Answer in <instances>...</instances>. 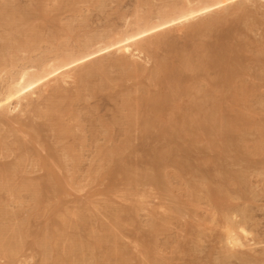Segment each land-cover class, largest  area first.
Wrapping results in <instances>:
<instances>
[{
  "label": "rangeland",
  "instance_id": "1",
  "mask_svg": "<svg viewBox=\"0 0 264 264\" xmlns=\"http://www.w3.org/2000/svg\"><path fill=\"white\" fill-rule=\"evenodd\" d=\"M19 1L20 0H16V3H18L19 5V9H23L25 7L26 10L30 11V13L32 14L30 20L31 23H29L28 26L31 27V30L34 29L36 31L33 32L31 38V40H33L32 41L33 43L31 44L33 46L29 47L31 53L30 50L27 49L28 48L27 47L26 53L25 51H22V53L18 54L19 56L17 55L16 58L17 59L19 58V61L16 62L17 63L16 66L18 68L17 67H15V69H13L14 67L9 68L12 74L14 72H17L18 69L20 70V68L25 67L27 65L28 67L33 65L37 66L42 60H44V58L45 60H48L51 58H55L56 54L57 55L61 54V52L65 53L66 51L74 50L78 48L80 44L83 43V41H85L88 37H91L93 35L102 32L104 33L108 31H113V30H116V32L121 31L125 29L124 27L127 22L130 23V21H134L136 14L144 13V14H151L150 16H154L155 12H158V10H160L162 7L168 5L164 1L170 3L171 5L177 2L178 0H169V2L168 0H163V1L162 0L161 1L160 0H89V1L76 0L73 1L74 5L72 2L60 3V2H55L54 0H41V1L21 0L20 2ZM53 1L55 2V4L53 3ZM59 3L60 5H58ZM247 4L249 5H247L248 9L246 11L239 13H232L224 22V24L219 25V29L223 25L219 33L224 32L223 30L225 29L226 30L230 29L231 31H235V29L240 30L237 31L234 36V42L237 40L236 43L238 42V45L240 46V47L236 46L239 50L238 49L235 50L242 53L243 55L242 65L247 70V71L245 70L241 78H239L235 82L236 85L234 84V88H236V90H240V92L244 88L243 90L244 92H247V95H244V92L243 94L241 93L239 100L238 101L236 100L237 101L236 102L234 99H232L231 96H230L231 98L228 97L230 94L222 97L223 99L222 100L221 97L219 96L220 93L218 92L216 93L217 95L219 94L218 96L220 97L219 102L221 104V107H224L222 108L224 110V111L222 110L223 118L225 116V119L227 121H230L229 120L230 118L232 121L235 120L233 121V123L231 122V124H233L234 126L231 125V127H229L230 125L228 123L226 124L225 122L224 130H221V132H219L218 137L217 136L209 137L208 135L201 133L203 131L201 130L197 131L194 128H192L193 126L190 127L192 128L190 129L189 126H187V128L190 131L192 130V132L190 133L189 131H185V136H182L183 140H180V142H178L179 143L178 146L181 145L179 146V148L181 149V151L182 150L184 151V152L180 151L181 156L183 155L187 159L183 163L185 164V168L183 170L180 168L177 169V167L174 166L176 164H172V162H169L168 164H166L167 167L163 166L160 175L161 178L158 177L156 182L158 184L156 183L151 184V182L149 183L147 179H145L144 177L139 178L142 176V174L140 175L139 173H145L146 171L151 170L152 166L150 164H152L151 161H154L155 158L154 155H156L155 153H158V151L160 153L163 149L164 150L162 152L167 150L168 147L166 146H168V142L166 139H161L159 137V132L157 130H152L150 134L147 133L145 135L143 130L140 128V126L132 127L131 129L133 130L128 129V126L126 124L127 123L126 117L128 116L127 115L128 111H127V107H125L123 104L129 97H130L129 100H131V104L133 103L134 105L138 103L137 102L138 99L145 97L144 95L146 94L150 96L152 94H155L159 90L163 93L165 92L168 93L169 90L167 89L169 88L170 85H168L167 81H165V83L163 82L161 86H156L155 83L151 80V77H149L151 76L149 74H152L154 69H156L155 68L156 61H154L156 58H154L153 60L147 59V60L139 61L137 68L139 69V72L142 70L140 73L134 72V70H132L131 68L125 69L118 65L109 66L106 69H104V74L96 75V77L93 76L89 77L87 79L88 82L83 85H81L79 82H73V85L71 84L66 86V88H68L66 89V92L57 95L60 97H55L56 96L55 95L52 100L53 103L56 102L54 104H59V107L61 106L64 108L69 101L72 102V103L70 102V106L72 105V107L67 111V113L66 112L63 113L66 115L61 116V123H63V125L67 126L71 130L70 131L71 133L69 132V134L64 138L58 136L60 133H57L58 132L57 130L54 132V130L51 128L52 123H49L44 119H40L39 117L36 116L34 117V114L31 113H28V115L26 114V116L24 115L25 116V118L23 116L24 119L22 118L23 121L22 123H26L28 122L27 120H29L28 123L30 124L28 126L29 129L25 127L26 125H28L27 123L24 124L23 127H22V123L20 126H18L19 123L17 122L15 124L10 122L12 123L13 126L10 123H7L6 125L0 123V136L3 137L2 139H0L1 140L0 143H2V140L5 141L1 145L2 149L0 147L1 150L0 168H3L4 167L3 165H5V167L9 166L13 168L14 164L16 165L18 164L16 162L22 164L21 165L22 168L20 171L17 172V174L13 173L12 175H10L8 174L9 172H6L7 178H9L8 181L5 172H3L4 175L0 174V176H5L4 180H6V182L3 181L2 182L3 184H7L8 182H10L8 183V185L11 184L13 187L15 186V184L17 186L18 183H20V186H18V188L14 187L15 191L17 190L16 195H10L11 193L9 194L7 188H4L6 190L5 192L4 191L2 192V190L4 189L2 190L0 189V203H1L0 207L1 205L2 207H6L8 213L10 214V216L6 218V220L9 223H7V221H4L3 219H1L2 217H0V232L6 225H7L6 227L17 228L18 226V228L20 227L24 228V225L26 224L25 226L27 227L25 228L27 230H30L31 232L29 231L30 233L28 234L27 230L24 231L25 232L23 235L24 238L20 239L17 237L18 239L16 238L15 241L21 245H24V247H26L25 249L27 248L30 249V247L33 246L31 247V251L29 249L25 250L27 259L28 256L31 258L27 260L26 264H42L44 261V257L42 255L41 249H39L38 245L36 244L35 246L37 247L35 248L33 243L34 241H36L35 238L38 235H40L39 236L40 241H42L43 243H47L46 246H47V250H49V257L50 255H52V250H51L52 245L51 244L48 245L49 242L52 243L53 239L55 241L59 239L58 241L61 242L60 243L58 242V244L59 245L61 244L60 247H63L64 241L68 239L65 237L72 236V238H70L69 243L73 245L83 244L82 246L86 248L85 255L87 256V258H91V255L89 254L93 253V251H95L94 253H96V251H99L96 254H98V256L101 257L102 260H103L102 254L104 256L110 254L109 255L110 258L114 257V259L111 258L112 264H121L122 262H123L122 264H134V263L135 264H221L222 260L225 257V253H224L225 246L221 235L222 224H220L221 219L219 220V217H216L217 220L213 219L214 218L213 214H215L214 213L215 209L212 210L217 205H219L217 206L219 208L222 206L223 208L232 207L231 213L233 212L236 213V214L233 213L234 215L233 217L238 221L242 220L243 213H245L244 214V218H246L245 224L248 230L252 232L253 238L255 239L254 242L260 243V245H258L257 247H254L252 250H249L247 252L249 254H245L242 257H238V258L229 257L230 259L229 258L227 259L228 264H264V60H263L264 59V5L263 4L261 5L259 3L256 4V2L247 3ZM205 18H209V16H206L203 19ZM234 26L236 27L234 28ZM232 28H234V30ZM1 30L2 29H0V41L2 42L1 44H3L2 38L4 37L3 35H5V33L3 30L1 32ZM1 33L4 34L2 35ZM205 33L207 35H205ZM205 33L201 32V33H197L198 36H195L197 34H194L192 35L193 37L191 36L188 37L185 32H181V33L174 32L175 35H179L176 36L177 38L173 42L174 45L170 44L161 47L156 52L157 56L171 59L173 63L175 62L177 63V65H179L180 62L178 61H181L180 58L184 55V53L186 54L191 53L194 47L198 45L207 44V43L210 44L216 41V35H217L216 32L213 31V32H205ZM201 34L205 36L203 37ZM17 37L18 39H20V36ZM235 37H237V39ZM238 39L240 40V42ZM169 46H171L172 48ZM244 47L246 51L244 50ZM181 52H183L182 56L180 54ZM178 54L180 55V57ZM170 56L172 58H170ZM16 58L15 60H17ZM21 58H22L21 61L22 62L24 61V63L20 61ZM245 59H247L246 60L247 62L245 61ZM18 63L20 67L18 66ZM81 68L76 70V72L79 73L83 69ZM215 71L217 72V70L214 69L210 70V72L208 71L206 74H204V76L198 75V73H196L195 75V73L188 72L186 74L187 80L183 85L184 87L186 86L189 89L191 88L190 90L192 96L191 95L186 97L184 96L185 98L179 97L175 99L178 100L175 102V104L177 105L178 103V105L181 104L182 107H189V105H191L190 103H193L194 101H198L199 98L203 96L202 92L200 91L198 92L199 89L213 90V84L215 80L218 79V75H219V73H217V75H213L216 74ZM103 75L106 78L104 81H102V77H100ZM206 75L209 76L206 77ZM104 82L106 86L101 85ZM191 82L193 84H191ZM207 82L210 83V85L211 84L212 85L210 86ZM165 84L167 86H165ZM159 87L163 88L162 89L163 91ZM194 87H197L196 90L193 89ZM67 97L70 98L71 100H68ZM226 97L229 98L230 100L227 99ZM63 98H65L66 100H64ZM133 98L136 102L133 101ZM225 99L228 101H225ZM49 103H51V101L45 103V106L44 105L42 106L43 111L47 109V107L50 105ZM205 108L207 109V107ZM228 110L230 112H228ZM225 111L228 113H226ZM168 113L169 112H166V115L163 114L164 118L162 117V119H164V122L167 121L168 123L172 121V119L170 120V117L172 118L174 116L173 119L175 120L179 118L181 114V112L177 110H176V114L172 113L173 116H171L172 114H168ZM189 114L193 117L194 120L200 118L197 117V115H196L197 118H195V113L192 114L189 113ZM24 120L26 122H24ZM31 124L32 125L34 124L33 126L39 124L37 128L38 129L42 128V131L44 130L39 140L35 138L36 132L34 131V128L33 130L32 128H30ZM229 128H231V130ZM12 130H16V133L15 132L12 133ZM193 130L197 133L193 134L194 132ZM31 131H33L32 133L34 135L35 140H38L39 142L37 141L35 142L33 136L30 137L28 136V135H32ZM227 131H229L230 133ZM232 131L235 132L232 133ZM24 132L25 133L27 132L26 134L27 138H24L26 136L24 135L25 134ZM234 133L235 135H233ZM197 134L198 136H196ZM222 134H223V138L221 139L222 140L221 143L219 137L221 138ZM155 135L157 136V138L155 137ZM17 136L18 138L20 137L19 140L22 138L21 140L24 141L26 145L29 146V148H33L32 152L31 150L30 152L34 156L30 155V153L24 154L21 148L17 150L18 148V147L16 148L17 146L16 141L18 140ZM231 136H233V138L238 139L239 141L237 140L233 143V141H230ZM190 137H193L192 140H190L191 139ZM184 138H186L187 140ZM196 138H198V140H196ZM19 140L18 142H20ZM226 140L228 141V143L226 142ZM24 142L22 143L25 144ZM191 143H194V145H189ZM215 143H217L218 145L216 144L215 146ZM122 144L124 146H122ZM222 144L224 147L222 146ZM219 145H221V148L223 149L219 148L220 147ZM118 146H121V148L123 149L122 152L120 151L121 149H119ZM192 146L195 148V149L193 148L194 150L190 149ZM7 147H9V149ZM46 147L47 148L52 147L51 149L54 148V155L56 159L59 160V162H56L58 161L56 160L55 161L56 163L54 161L52 162V167H53L52 169L55 172L56 177L58 178L57 181L59 180L57 185L63 189L60 190V192L61 191L62 192L58 194L52 191L53 190L52 188H49V191L46 189L39 190V188L41 189V187L39 186H38L39 188H35L38 185V183L41 184L46 180L44 179V176L45 178L47 177V171L43 168H40L41 165L40 166H38L39 164L37 165L36 162L37 159L35 158L37 155L35 154H40L41 157H43L42 155H44V157H46L48 155L47 154L48 151H45ZM215 147L217 149H213ZM115 148H116L115 151H118L116 154L115 152H113ZM225 148L227 149L225 150ZM6 149L9 151H7ZM10 149L13 150L11 151ZM63 149L65 151L66 150L69 151L68 153L71 154L72 158L70 157L69 159L65 160L64 159L65 151ZM102 149L104 152L101 151ZM155 150L158 151L156 152ZM187 151L190 153H188ZM11 152H13L14 155ZM221 152L224 155L222 156L223 158L219 157L220 155H218V153L220 154ZM118 154H120V157H118ZM121 154L123 156L125 155V158L121 156ZM21 155L24 156V158ZM105 155H107L106 156L107 158L105 157ZM19 156H21L22 158H20ZM61 158L63 162L61 163L62 165L60 164V166L62 168L59 167L58 165V163H60ZM120 158L123 160H126L127 158V160L124 163L128 166L129 170L131 169L130 170L131 177L133 176L132 180H129L128 176L125 177V175L123 174L118 175L119 174L117 173L118 165H116L117 164L116 161H118ZM18 159H20L22 162L20 160L18 161ZM127 161L129 163H126ZM106 163H108L109 165ZM114 165H116V167ZM98 166L100 167L98 168ZM114 167L117 168L115 172H114L115 170ZM102 168L104 170H102ZM107 168H109V171H107ZM216 168L218 170H216ZM132 171H134L133 174ZM100 172L103 175L100 176L101 174ZM135 172H137L139 175L136 174ZM135 174L138 176L135 177L134 176ZM237 175L239 178L237 177ZM235 177H237V180L235 179ZM134 179L138 181V184L134 183ZM129 181H131L130 184L131 183L133 184L130 185ZM163 181L165 183H163ZM202 182L204 184L206 183L205 185H209V186H211L210 183L211 184L213 183L211 188L212 189L214 188L213 189L214 193L217 194L216 191L218 190V197H222V199L224 197V200L218 198L217 195L214 194L215 206L213 207V205L209 203L210 201L208 200H207L208 202L206 201L207 199L206 192L204 190L202 191L199 190L200 188L204 189V187H202L204 185ZM21 184L22 185L32 184L33 186L36 185L34 187L36 190L38 189L39 192L45 191L41 194L38 193V198L40 199V201L38 203L36 201L35 202L32 201V199H34V191L26 190L24 187H21ZM217 184L218 186H216ZM215 189L217 190L215 191ZM112 190L113 192H111ZM222 190H226V192ZM195 191L196 194H198L199 196V199L197 198V200H195V198L198 197L196 196ZM219 193L222 195H219ZM203 194H205L204 198L202 197L204 196ZM136 195H138L139 197ZM40 197H42V199ZM216 198L219 200L216 201ZM49 199H51V201ZM219 202L221 203V205L218 204ZM223 202L226 203V206L225 203ZM228 203L229 205L232 204V206H228L227 205ZM33 205L35 207H33ZM210 205L212 206L210 207ZM38 206L40 209L38 208ZM36 207L38 208L37 209L38 212L37 210H35ZM168 210L170 211L173 210L175 211V213L177 212L176 213L177 215L173 211H171L172 212L171 213ZM210 210H212L213 213L212 211L209 212ZM33 211L34 214H36L34 216H33ZM67 215L70 217L69 218L70 220L72 218L73 221L74 219L77 220L74 221L75 224L76 223L78 224L80 222L78 227H81V229L80 228L78 229L77 225L75 226L76 227L75 229L73 225L69 224L70 225L69 227L70 230H69L68 224L67 225L63 224L64 226L60 228L63 231L62 232L61 230H59V228L54 227L56 224H58L57 221L62 223V219L64 218V216L68 217ZM120 216L121 219L119 218ZM211 216L213 218H211ZM55 218L58 220L56 221ZM27 220L29 221L32 220V221L29 223V221ZM218 220L219 222L217 223ZM26 221L28 222L29 225H27ZM86 221L88 222V225ZM83 222H85L88 227H85L86 225H83L85 224ZM215 223L217 226L214 225ZM81 224L82 226H84L83 228L82 226H80ZM52 225L54 226L52 227ZM29 227H31V229ZM50 227L51 229L55 228L53 230L56 232L52 231ZM72 228L75 229L76 232V233L74 232L75 234L73 233L72 230L74 229ZM49 229L53 233L48 231ZM64 229L68 230L69 235L67 233L65 235L63 234L65 232ZM79 232L81 234H79ZM26 233L28 234V236L26 235ZM54 233L56 235H54L55 237H52ZM48 234H52V235H48ZM83 236L86 237L87 239L90 240L92 239V241L88 240L90 242H87L86 241L87 239L84 238ZM102 237H109L110 239L111 237H113V239L116 237L118 239V243L116 242L112 243L114 242V240H109V242H105L99 245L97 243V238H102ZM36 239L38 240V238ZM93 239L95 240V242ZM55 241L52 243L53 245L55 244ZM21 242L22 243L25 242V243L22 244ZM28 243L31 244L28 245ZM25 244H27L29 247L27 245L25 246ZM94 244L97 246H95ZM109 245L111 248L109 247ZM113 245H115V247L116 245H120L122 251L118 248V246L115 248ZM100 247L102 248L104 247L103 249L108 248L106 249L108 251L104 250L103 252V249ZM94 248L96 250H94ZM109 250H111V252H109ZM120 254L121 257L119 256ZM0 258H1L0 264H5L6 262L5 259L3 260L2 256ZM102 260L100 261L101 263ZM100 262L98 264H101Z\"/></svg>",
  "mask_w": 264,
  "mask_h": 264
},
{
  "label": "bare ground",
  "instance_id": "2",
  "mask_svg": "<svg viewBox=\"0 0 264 264\" xmlns=\"http://www.w3.org/2000/svg\"><path fill=\"white\" fill-rule=\"evenodd\" d=\"M21 1V0H20ZM19 1V2H20ZM41 1V0H40ZM55 2H60V3H73V1L76 0H54ZM53 1V3L55 4V2ZM89 1V0H88ZM161 1V0H160ZM163 1V0H162ZM80 2V1H79ZM82 2V1H81ZM166 4H168L165 7H162L160 10H158V12H155L154 16H150L151 14H136L134 21H130V23H126L125 24V29L116 32V30L113 31H108V32H102L96 35H93L91 37H88L85 41H83V43L80 44V46L74 50H69V51H64L65 53L61 54H56L55 58H51L48 60H42L37 66H25L20 68V70L18 69L17 72H14L13 74L11 73V71L9 70V68L14 67L13 69H15L16 66V62L19 61V58L17 59V55L22 53V51H27V49H29V47L33 46L31 45L33 42V40H31L33 32L36 30H31V27H29V23L32 17V14L30 13V11L24 10L23 9H19V5L18 3H16V0H0V29H2L5 33V35H2V41L3 44H1L2 42L0 41V123L6 125L7 123L12 122L13 124H15L16 122L19 123L18 126L21 125L22 118L23 116L26 114L28 115V113L34 114V117H39L40 119H44L49 123H52V129L54 130V132L57 130V133H60L58 136L64 138L66 137L69 132L71 131L67 126L63 125V123H61V116L66 115L63 114L64 112L67 113V111L72 107V105L70 106V102H68V104H66V106L63 107H59V104H54L56 102L53 103V97H60L57 96L59 94H62L64 92H66V86L68 85H73V82H79L81 85L85 84L88 82V78L89 77H96V75L99 74H104V69H106L109 66H115L118 65L122 68L125 69H129L131 68L132 70H134V72L136 73H140L138 67V62L142 61V60H153L154 58H156L154 61H156V66L153 71L152 74H149L151 76V80L155 83L156 86H161L163 84V82L165 83V81L168 82L169 88L167 90L168 93H163L158 91L155 94L152 95H144L145 97L138 99L137 100V104L133 103L131 104V100L130 97L123 103L125 107H127V126L128 129H131L132 127H137L140 126V128L143 130V132L145 133V135L148 133L150 134L152 130H157L159 132V137L161 139H166L168 142V147L167 150H165L164 152H160L158 150H155L156 152L158 151V153H155L156 155L154 158V161H151L152 164H150L152 166L151 170L146 171L145 173H139L140 175L142 174L141 177H144L145 179H147V181L151 184H155L157 182L158 177H160L161 175V171L163 169V166L167 167L166 164H168L169 162H172V164H176L174 165L175 167L180 168V169H184L185 168V164L184 161H186V157H184L183 155L181 156V149L178 146V142H180V140H183L182 136H185V131H189L190 133L192 132V130L190 131L187 126L194 128L197 131H203L201 133L208 135L209 137H213V136H217L219 132H221V130H224L225 127V122L226 124L228 123L231 127L234 126L233 124H231V122L233 123V121L235 120H231V118L229 119L230 121H227L225 119V116L223 118L222 115V108L221 104L219 102V98L224 97L228 94H230L228 97L232 99H234L235 101L239 100V97L241 96L240 94L244 92V88L241 90H236V88H234V84L235 82L241 78L242 74H244L245 72V68L242 65L243 62V58H242V53L236 51L235 49H238L236 46L238 45V42L236 43V39L237 37H235L236 41L234 42V36L235 33L237 31H240L239 29L235 31H231L230 29L228 30H223L224 32H220L219 29V25L224 24V22L227 20V18L232 14V13H239V12H243L246 11L248 9L247 3H253L256 2L259 4H263L264 5V0H178L177 2H175L174 4L167 3L166 1H164ZM163 2V3H164ZM169 2V0H168ZM171 2V1H170ZM60 3L58 5H60ZM139 3V2H138ZM147 4V3H146ZM22 5V4H21ZM38 5V4H36ZM71 5V4H70ZM74 5V3H73ZM145 5V4H144ZM233 6V7H232ZM22 8V7H21ZM250 8V7H249ZM60 9V8H59ZM34 11V10H33ZM137 11V10H136ZM140 11V10H139ZM32 12V11H31ZM38 12V11H37ZM41 13V12H40ZM39 15V14H38ZM135 15V13H134ZM236 15V14H235ZM37 16V15H36ZM46 16V15H45ZM209 16V18H205L204 17ZM133 17V16H132ZM129 18V17H127ZM48 19V18H47ZM50 19V18H49ZM34 20V19H33ZM37 20V19H35ZM198 21V22H197ZM53 22V21H52ZM223 22V23H222ZM50 23V22H49ZM257 23V22H256ZM54 24V23H53ZM28 26V27H27ZM237 26V25H236ZM234 26V28L236 27ZM239 26V24H238ZM241 27V26H240ZM30 28V29H29ZM234 28H232L234 30ZM1 30V32H2ZM103 31V30H102ZM216 32V41L214 43H210V44H201L198 45L196 47H194V49L191 51V53H184V55L182 54L183 52H181V61L179 65H177V63H173L171 59H168L166 57H159L157 56V50H159L161 47L163 46H167L170 44H173V42L175 41V39L177 38L176 36L179 35H175L174 32H185L186 35L189 37H193L192 35L197 34V33H205V32ZM36 35V34H35ZM202 35V34H201ZM205 35H207L205 33ZM205 35H202L203 37ZM240 35V34H239ZM17 36H20V39H18ZM195 36H198L195 35ZM194 36V37H195ZM200 36V35H199ZM209 36V35H208ZM238 36V35H236ZM44 37V36H43ZM60 37V36H59ZM201 37V36H200ZM210 37V36H209ZM65 38V36H64ZM206 38V37H205ZM213 38V37H211ZM240 38V37H239ZM36 39V38H35ZM34 39V40H35ZM43 39V38H42ZM239 40V39H238ZM56 41V40H55ZM204 42V41H203ZM240 42V40H239ZM187 43V42H186ZM194 43V42H193ZM41 44V43H40ZM199 44V43H198ZM174 45V44H173ZM241 45V44H240ZM36 46V45H35ZM181 46V45H180ZM242 46V45H241ZM28 47V48H27ZM37 47V46H36ZM171 47V46H169ZM240 47V46H239ZM27 48V49H26ZM172 48V47H171ZM180 48V47H179ZM33 49V48H31ZM178 49V48H175ZM30 50V49H29ZM183 50V49H181ZM239 50V49H238ZM245 50V47H244ZM57 51V50H56ZM166 51V50H164ZM174 51V49H173ZM172 51V52H173ZM246 51V50H245ZM3 52V53H2ZM248 52V51H247ZM2 53V54H1ZM6 53V54H5ZM31 53V50H30ZM54 53V52H53ZM178 53V52H176ZM46 54V53H45ZM250 54V52H249ZM50 55V54H49ZM152 55V56H151ZM168 55V54H167ZM179 55V54H178ZM19 56V55H18ZM22 56V55H21ZM163 56V55H162ZM10 59H9V58ZM29 57V56H28ZM48 57V56H47ZM180 57V55H179ZM178 57V58H179ZM246 57V56H245ZM15 58L17 60H15ZM170 58H172L170 56ZM28 59V58H27ZM26 59V61H27ZM43 59V58H42ZM179 59V60H180ZM248 59V58H247ZM245 59V61L247 60ZM253 59V58H252ZM22 60V58L20 59V61ZM25 60V58H24ZM256 60V59H255ZM254 60V61H255ZM264 60V59H263ZM8 61V62H6ZM29 61V60H28ZM32 61V60H31ZM37 61V60H36ZM35 61V62H36ZM252 61V60H251ZM253 61V62H254ZM22 62V61H21ZM30 62V61H29ZM150 62V61H149ZM247 62V61H246ZM8 63V64H7ZM24 63V61L22 62ZM31 63V62H30ZM144 63V62H143ZM29 64V63H28ZM24 65V64H23ZM11 66V67H10ZM18 66L20 67L19 63ZM83 69H82V68ZM18 68V67H17ZM82 69L79 73L76 72V70L78 69ZM141 69V68H140ZM150 69V68H149ZM217 70L216 74L213 75H217V73H219L218 75V79L215 80L214 84H213V90H205V89H199L198 92H202L203 96L201 98H199L198 101H194L193 103H190L191 105H189V107H182V105H177L175 104L176 101L175 100L179 97H183L185 98L186 96H189L191 94V88L189 89L188 87H184L183 84H185L187 77L186 74L188 72H192V73H198V75H203L206 74L208 71L210 72V70ZM144 71V70H143ZM247 71V70H246ZM152 72V71H151ZM126 73V72H125ZM129 73V72H128ZM214 73V71H213ZM144 74V72H143ZM211 74V73H210ZM209 74V75H210ZM192 75V74H191ZM208 75V76H209ZM202 76V77H203ZM206 75V77H208ZM102 77V81H104L106 78L105 76H100ZM190 77V76H189ZM195 78V77H194ZM189 79V78H188ZM216 79V78H215ZM141 80V79H140ZM196 80V79H195ZM200 80V79H199ZM207 80V79H206ZM205 80V81H206ZM213 80V79H212ZM197 81V80H196ZM195 81V82H196ZM211 81V80H210ZM214 81V80H213ZM94 82V81H93ZM204 82V81H203ZM208 83V82H207ZM212 83V82H211ZM263 83V82H262ZM107 84V83H106ZM189 84V83H187ZM191 84H193L191 82ZM198 84V83H197ZM210 85V83H208ZM242 84V83H241ZM101 85L106 86L105 82L102 83ZM212 85V84H211ZM210 85V86H211ZM236 85V84H235ZM80 86V85H79ZM165 86H167L165 84ZM199 86V85H198ZM208 86V87H210ZM85 87V86H84ZM83 87V88H84ZM163 87V86H162ZM161 88V87H159ZM165 88V87H164ZM167 88V87H166ZM197 87H194L193 89L196 90ZM103 89V88H102ZM163 88H161L162 90ZM211 89V88H209ZM80 90V89H79ZM202 90V91H201ZM249 90V88H248ZM94 91V90H93ZM106 91V90H105ZM163 91V90H162ZM73 92V91H72ZM98 92V91H97ZM220 93V97L216 94V93ZM82 93V92H81ZM150 93V92H148ZM96 94V93H94ZM117 95V94H116ZM134 95V94H133ZM148 95V96H147ZM244 95H247V92H244ZM64 96V95H63ZM185 96V97H184ZM231 96V97H230ZM72 97V96H71ZM249 97V96H248ZM196 98V97H195ZM227 98V97H226ZM227 98V99H229ZM57 99V98H56ZM64 100H66L65 98H63ZM68 100H71L70 98L67 97ZM136 99V98H135ZM244 99V98H243ZM180 100V99H179ZM197 100V99H196ZM223 100V99H222ZM230 100V99H229ZM49 101H51V103H49L50 105L47 107H45L46 110L43 111L42 106H45V103H48ZM122 101V100H121ZM133 101L134 98H133ZM181 101V100H180ZM225 101H228L225 99ZM236 101V102H237ZM65 102V101H64ZM136 102V101H135ZM224 102V101H221ZM59 103V102H58ZM72 103V102H71ZM226 103V102H225ZM229 103V102H227ZM232 103V102H231ZM61 104V103H60ZM63 104V103H62ZM187 104V103H186ZM209 104V105H208ZM234 104V103H233ZM185 105V104H184ZM241 105V104H240ZM181 106V107H180ZM209 106V108H208ZM223 106V104H222ZM248 106V105H247ZM207 107V109L205 108ZM44 108V107H43ZM211 108V109H210ZM125 109V108H124ZM210 109V110H209ZM234 109V108H233ZM176 110L180 111L181 114L179 116V118L177 119H173V114H176ZM209 110V111H208ZM224 111V110H223ZM235 111V110H234ZM166 112H169L168 114H172L171 116H173L172 118L170 117V120L172 119V121H170V123H168L167 121L164 122V119H162L163 114L166 115ZM226 112V111H225ZM224 112V113H225ZM228 112H230L228 110ZM226 112V113H228ZM69 113V112H68ZM178 113V112H177ZM189 113H195V118H197L196 120L193 119V117L189 114ZM225 113V114H226ZM30 114V115H31ZM124 114V113H123ZM126 115V114H125ZM189 115V117H188ZM197 115V117H196ZM232 115V114H231ZM24 116V118H25ZM194 116V115H193ZM122 117V116H121ZM23 118V119H24ZM29 118V117H27ZM164 118V117H163ZM227 118V117H226ZM238 118V117H237ZM81 119V118H80ZM122 119V118H121ZM125 119V118H124ZM235 119V117H234ZM239 119V118H238ZM26 120V119H25ZM24 120V122H26ZM33 120V119H32ZM226 120V121H225ZM245 120V119H244ZM28 122H26L27 124L29 123V120H27ZM45 121V122H46ZM242 121V120H240ZM123 122V121H122ZM121 122V123H122ZM237 122V121H236ZM12 123H10L12 125ZM26 123H22V127L24 126V124ZM125 123V122H124ZM37 124V123H36ZM43 124V123H42ZM168 124V125H167ZM245 124V123H244ZM250 124V123H249ZM253 124V123H252ZM30 124L26 125L25 127L28 128ZM34 125V124H33ZM31 124L30 128H34V131L36 132L35 134V138L36 139H40V136H42V128L38 129V125L33 126ZM247 125V123H246ZM245 125V126H246ZM13 126V125H12ZM10 126V127H12ZM241 126V125H240ZM253 126V125H252ZM50 127V126H49ZM236 127V126H235ZM239 127V126H238ZM257 127V126H256ZM37 128V130H36ZM40 128V126H39ZM190 128V129H192ZM234 128V127H233ZM4 129V128H3ZM19 129V127H18ZM29 129V128H28ZM46 129V128H45ZM127 129V128H126ZM135 129V128H134ZM138 129V128H137ZM231 130V128H229ZM248 129V128H247ZM23 130V129H22ZM47 130V129H46ZM124 130V129H123ZM133 130V129H131ZM126 131V130H125ZM135 131V130H134ZM194 131V130H193ZM3 132V131H2ZM7 132V130H6ZM15 132L16 130H12V133ZM21 132V131H20ZM33 131H31L32 133ZM48 132V131H47ZM45 132V133H47ZM223 132V131H222ZM229 132V131H227ZM235 131H232V133ZM10 133V132H9ZM18 133V132H17ZM22 133V132H21ZM25 133V132H24ZM23 133V134H24ZM71 133V132H70ZM184 133V134H183ZM196 134L197 132H193V134ZM230 133V132H229ZM27 132L24 134L26 135ZM189 134V133H188ZM215 134V135H214ZM225 134V133H223ZM223 134L222 137L219 139L221 140L223 138ZM15 135V134H14ZM19 135V134H18ZM187 135V134H186ZM200 135V134H199ZM235 135V133L233 134ZM257 135V134H256ZM33 136L34 135L32 133V135H28ZM198 136V134L196 135ZM221 136V135H220ZM225 136V135H224ZM14 137V136H13ZM45 137V136H44ZM47 137V136H46ZM78 137V136H77ZM95 137V136H94ZM155 137L157 138V136L155 135ZM207 137V136H205ZM237 137V136H236ZM239 137V136H238ZM3 137L0 136V139H2ZM18 138V136H17ZM16 138V139H17ZM20 138V137H19ZM18 138V140H19ZM27 138V135L24 137ZM36 142H39L38 140H35ZM61 138V139H62ZM82 138V137H81ZM192 140L193 137H190ZM195 138V136H194ZM200 138V136H199ZM258 138V137H257ZM22 139V138H21ZM19 140L20 142H18V140L16 141V148L17 150L19 148H21V150L24 152V154H29L34 156L33 154H31L32 149L33 148H29V146L26 145V143L22 140ZM186 139V138H184ZM215 139V137H214ZM240 139V138H239ZM247 139V138H246ZM245 139V140H246ZM31 140V139H30ZM45 140V139H44ZM58 140V139H57ZM127 140V139H126ZM156 140V139H155ZM187 140V139H186ZM196 140H198V138H196ZM238 139L233 138V136L230 137V141H233V143L235 141H237ZM24 142L25 144H23L22 142ZM33 141V142H34ZM159 141V140H158ZM215 141V140H214ZM239 141V140H238ZM1 142V140H0ZM2 143H0V147L2 149ZM14 142V141H13ZM57 142V141H56ZM160 142V141H159ZM185 142V141H182ZM192 142V141H190ZM197 142V141H196ZM226 142L228 143V141L226 140ZM241 142V140H240ZM20 143V144H18ZM49 143V142H48ZM222 143V140H221ZM226 143V144H227ZM238 143V142H237ZM262 143V142H261ZM30 144V143H29ZM210 144V143H209ZM217 143H215L216 146ZM224 144V143H223ZM222 144V146H223ZM7 145V144H6ZM20 145V146H19ZM58 145V144H57ZM187 145V144H186ZM189 145H194V143H191ZM213 145V143H212ZM218 145V144H217ZM4 146V145H3ZM9 146V145H8ZM122 146H124L122 144ZM132 146V145H131ZM196 146V145H195ZM221 148V145H219ZM226 146V145H225ZM231 146V145H230ZM6 147V146H5ZM4 147V148H5ZM10 147V146H9ZM9 147H7L9 149ZM14 147V146H12ZM11 147V148H12ZM38 147V146H37ZM119 149H121L120 151L122 152V148L121 146H118ZM189 147V146H188ZM206 147V146H205ZM218 147V146H217ZM224 147V146H223ZM227 147V146H226ZM3 148V149H4ZM29 148V149H28ZM52 148V147H51ZM50 147H46L45 151H48V155L46 157H44V155H42L43 157H41L40 154H35L37 155L35 158L37 159V165L40 166V168H43L47 171V177L44 179H46L44 182H42L41 184L38 183V185L35 187L32 184H21V187H24L26 190H33L34 191V199H32V201H36L37 203L40 201V199L38 198V193L41 194L43 192H39V190H48L49 188H52L56 194L61 193L60 190H63L61 187H59L57 185L58 181H57V177L55 175V172L53 171V167H52V162L58 160L56 159L55 155H54V148L51 149ZM150 148V147H149ZM187 148V147H186ZM194 147L192 146L190 149L192 150ZM238 148V147H237ZM14 149V148H13ZM13 149H10L11 151ZM35 149V148H34ZM118 149V150H119ZM128 149V148H127ZM195 149V148H194ZM193 149V150H194ZM212 149V148H211ZM213 149H217L216 147ZM223 149V148H221ZM220 149V150H221ZM227 148H225L226 150ZM232 149V148H231ZM235 149V148H234ZM261 149V148H260ZM7 150V149H6ZM15 150V149H14ZM31 150V152H30ZM36 150V149H35ZM34 150V151H35ZM53 150V151H52ZM64 150V149H63ZM62 150V151H63ZM68 150V148H67ZM63 151L64 154V159H69L70 157L72 158L71 154L68 153L69 151ZM113 150V149H112ZM116 148L114 149L113 152H115V154L118 151H115ZM147 150V149H145ZM218 150V151H220ZM1 151V150H0ZM9 151V150H7ZM6 151V152H7ZM33 151V152H34ZM57 151V150H56ZM103 151V149L101 150ZM105 151V148H104ZM103 151V152H104ZM132 151V150H131ZM152 151V150H151ZM183 151V150H182ZM181 151V152H182ZM186 151V150H185ZM228 151V150H227ZM14 152V151H13ZM11 152V153H13ZM110 152V150H109ZM119 152V153H121ZM184 152V151H183ZM188 152V151H187ZM186 152V153H187ZM226 152V151H225ZM232 152V151H231ZM37 153V152H36ZM39 153V152H38ZM180 153V154H179ZM190 153V152H188ZM3 154V153H2ZM114 154V155H115ZM127 154V153H126ZM147 154V153H146ZM222 154V155H221ZM14 155V153H13ZM40 155V156H39ZM104 155V153H103ZM218 155H220L219 157L223 158L222 156L223 153L221 152L220 154L218 153ZM243 155V154H242ZM12 156V155H11ZM22 156V155H21ZM19 156L20 158H24V156ZM79 156V155H78ZM102 156V154H101ZM107 155H105L106 157ZM117 156V155H116ZM121 156H123L121 154ZM17 157V156H16ZM18 157V158H19ZM26 157V156H25ZM28 157V156H27ZM74 157V156H73ZM115 157V156H114ZM118 157H120V154H118ZM125 158V155L123 156ZM129 157V156H128ZM127 157V158H128ZM30 158V157H29ZM34 158V159H35ZM78 158V157H77ZM101 158V157H100ZM107 158V157H106ZM112 158V157H109ZM126 158V160H127ZM220 158V159H221ZM239 158V156H238ZM262 158V157H261ZM35 159V160H36ZM115 159V158H113ZM129 159V158H128ZM146 159V158H145ZM144 159V160H145ZM148 159V157H147ZM219 159V158H218ZM234 159V158H233ZM20 159H18L19 161ZM24 160V159H22ZM120 160V161H119ZM116 164L118 165L117 168L116 165H114L115 170H118L117 173H119L118 175H125L128 176L129 180H132L133 176L131 177V169H128V166L124 163L126 160L123 159H119ZM133 160V159H132ZM225 160V159H224ZM241 160V159H240ZM21 161V160H20ZM69 161V160H67ZM71 161V160H70ZM110 161V160H109ZM130 161V160H129ZM150 161V160H149ZM223 161V160H222ZM238 161V160H237ZM263 161V160H262ZM22 162V161H21ZM26 162V161H25ZM56 162H59L56 161ZM55 162V163H56ZM62 158L60 160V163H58L59 167L60 164L62 163ZM79 162V161H78ZM106 162V161H105ZM104 162V163H105ZM111 162V161H110ZM257 162V161H256ZM17 165L14 164V167H5V165H3V168H0V174L4 175L3 172H9L8 174L12 175L13 173L17 174L18 171L21 170V163L19 164V162ZM67 163V162H66ZM65 163V164H66ZM101 163V162H100ZM103 163V164H104ZM126 163H129L128 161ZM145 163V162H143ZM147 163V162H146ZM239 163V162H238ZM78 164V163H77ZM108 164V163H106ZM114 164V163H113ZM141 164V163H140ZM171 164V165H172ZM16 165V166H15ZM62 165V164H61ZM69 165V164H67ZM109 165V164H108ZM137 165V164H136ZM261 165V164H260ZM57 166V165H56ZM77 166V165H76ZM96 166V165H95ZM101 166V165H100ZM98 166V168L100 167ZM105 166V165H104ZM149 166V165H147ZM203 166V165H201ZM200 166V167H201ZM1 167V166H0ZM69 167V166H67ZM169 167V165H168ZM215 167V166H214ZM38 168V167H37ZM62 168V167H61ZM74 168V167H73ZM76 168V167H75ZM105 168V167H104ZM110 168V166H109ZM109 168H107V171H109ZM131 168V167H130ZM141 168V167H140ZM195 168V167H194ZM219 168V167H218ZM57 169V168H56ZM146 169V168H145ZM168 169V168H167ZM72 170V169H71ZM70 170V171H71ZM102 170H104L102 168ZM137 170V169H136ZM180 170V171H182ZM190 170V169H189ZM216 170H218L216 168ZM99 171V170H97ZM96 171V172H97ZM112 171V170H110ZM185 171V170H184ZM12 172V173H11ZM106 172V171H105ZM134 171H132L133 174ZM138 172V171H137ZM137 172H135L136 174H138ZM143 172V171H142ZM228 172V171H227ZM20 173V172H19ZM18 173V174H19ZM101 173V172H100ZM108 174V173H107ZM134 175L135 177L138 175ZM144 174V176H143ZM167 174V173H165ZM184 174V173H182ZM180 174V175H182ZM209 174V173H208ZM22 175V174H21ZM26 175V174H25ZM103 175L102 173L100 174V176ZM164 175V174H163ZM193 175V174H192ZM236 175V174H235ZM9 176V175H8ZM106 176V174H105ZM109 176V175H107ZM115 176V174H114ZM26 177V176H25ZM124 177V176H121ZM182 177V176H181ZM184 177V176H183ZM194 177V176H193ZM212 177V176H211ZM215 177V176H214ZM238 177V175H237ZM237 177H235V179L237 180ZM241 177V176H240ZM7 178V175H6ZM43 178V177H42ZM97 178V177H96ZM131 178V179H130ZM161 178V177H160ZM217 178V177H216ZM234 178V177H233ZM239 178V177H238ZM5 176H0V189H4L7 188L8 192L10 195H16V191L15 188H18V186H20V183H18V185L13 186L12 185H8L7 184H3L2 182L6 180ZM11 179V178H10ZM16 179V178H15ZM114 179V178H113ZM116 179V178H115ZM125 179V178H124ZM137 179V178H136ZM144 179V180H145ZM213 179V178H212ZM211 179V180H212ZM9 180V178H7V181ZM21 180V179H20ZM94 180V179H93ZM98 180V179H97ZM106 180V179H105ZM126 180V179H125ZM143 180V181H144ZM217 180V179H216ZM244 180V179H243ZM13 181V180H12ZM24 181V179H23ZM146 181V182H147ZM209 181V180H208ZM224 181V180H223ZM222 181V182H223ZM4 182V183H5ZM131 181H129L130 184ZM133 182V181H132ZM217 182V181H216ZM215 182V183H216ZM15 183V182H14ZM13 183V184H14ZM27 183V182H26ZM31 183V182H30ZM55 183V184H54ZM61 183V181H60ZM97 183V182H96ZM121 183V182H120ZM134 183L138 184V181H136L134 179ZM163 183H165L163 181ZM203 183V182H202ZM133 184V183H131ZM130 184V185H131ZM144 184V183H143ZM146 184V183H145ZM148 184V183H147ZM158 184V183H156ZM200 184V183H199ZM204 184V183H203ZM206 184V183H205ZM203 185L202 187H204V189H199V190H204L206 192V201H210L209 203H211L213 205V207L215 206L214 204V188L212 189L211 186L212 184L210 183L211 186L209 185ZM209 184V183H208ZM104 185V184H103ZM221 185V184H220ZM219 185V187H220ZM226 185V184H225ZM7 186V187H5ZM41 187V189L39 187ZM56 186V187H55ZM133 186V185H132ZM148 186V185H147ZM146 186V187H147ZM198 186V185H197ZM209 186V187H208ZM218 186V184L216 185ZM229 186V185H228ZM237 186V185H236ZM39 188V190L35 189V188ZM63 187V186H62ZM117 187V186H116ZM126 187V185H125ZM156 187V186H155ZM159 187V186H158ZM161 187V186H160ZM196 187V186H195ZM56 188V189H55ZM61 188V189H60ZM132 188V187H131ZM139 188V187H138ZM231 188V187H230ZM125 189V188H124ZM193 189V188H192ZM221 189V188H220ZM21 190V189H20ZM134 190V189H133ZM132 190V191H133ZM140 190V189H139ZM217 189H215L216 191ZM5 192L6 190H2V192ZM47 191V192H48ZM124 191V190H123ZM160 191V190H159ZM197 191V190H196ZM195 191V194H196ZM225 191L226 190H222ZM233 191V190H232ZM1 192V193H2ZM32 192V191H31ZM113 192V190L111 191ZM134 192V191H133ZM144 192V191H143ZM198 192V191H197ZM217 192V197H218V190ZM220 192V191H219ZM65 193V192H64ZM148 193V192H147ZM146 193V194H147ZM199 193V192H198ZM221 193V192H220ZM219 195H222L220 194ZM230 193V192H229ZM242 193V192H241ZM33 194V193H31ZM145 194V197H146ZM149 194V193H148ZM200 194V193H199ZM227 194V193H226ZM123 195V194H122ZM194 195V194H193ZM204 196H202L203 198L205 197V194H203ZM225 195V194H224ZM43 196V195H41ZM57 196V195H56ZM55 196V197H56ZM138 196V195H136ZM196 196H198V194H196ZM128 197V196H127ZM139 197V196H138ZM201 197V198H202ZM21 198V197H20ZM33 198V197H31ZM42 199V197H40ZM119 198V197H118ZM124 198V197H123ZM144 198V197H142ZM197 198L199 199V196L195 198V200H197ZM221 198L222 197H218ZM247 198V197H246ZM44 199V198H43ZM141 199V198H140ZM146 199V198H145ZM151 199V198H150ZM19 200V199H18ZM51 201V199H49ZM59 200V199H58ZM126 200V199H125ZM219 200L216 198V201ZM224 200V197L223 199ZM227 200V199H226ZM23 201V200H22ZM144 201V200H143ZM207 201V202H208ZM248 201V200H247ZM31 202V201H30ZM180 202V201H179ZM201 202V199H200ZM199 202V205H200ZM222 202V201H221ZM32 203V202H31ZM92 203V202H91ZM225 203V202H223ZM232 203V202H229ZM229 203L227 204L228 206H232V204L229 205ZM1 204V203H0ZM62 204V203H60ZM204 204V203H203ZM217 204V203H216ZM218 204L221 205V203L219 202ZM32 205V204H30ZM64 205V204H63ZM86 205V204H85ZM206 205V204H205ZM208 205V203H207ZM210 205V207L212 206ZM224 205V204H223ZM8 206V205H7ZM92 206V205H91ZM170 206V205H169ZM178 206V205H177ZM219 206V205H217ZM215 206V208H213L212 210H214L213 214L214 218L211 216V218L216 219V217H219L220 220V224H222V240L224 243V253H225V257L222 260L221 264H228L227 259L229 257H242L245 254H249L247 253L249 250H252L254 247H257L258 245H260L259 242H254L255 239L253 238L252 232H250L245 224V219L244 218V214L242 216V220H237L235 219L233 216V213H231V208H223L222 207H217ZM226 206V203H225ZM224 206V207H225ZM237 206V205H236ZM10 207V206H9ZM8 207V208H9ZM33 207H35L33 205ZM181 207V206H180ZM189 207V206H188ZM209 207V206H208ZM0 212L1 215L0 217H2L1 219H3L4 221H7L6 218L10 216V214L8 213L6 207H0ZM39 208V206H38ZM36 207L35 210L38 209ZM46 208V207H45ZM52 208V207H50ZM62 208V207H61ZM90 208V207H89ZM126 208V207H125ZM34 209V208H33ZM40 209V208H39ZM64 209V207H63ZM83 209V208H82ZM91 209V208H90ZM194 209V208H193ZM235 209V208H234ZM237 209V208H236ZM53 210V209H52ZM60 210V209H59ZM92 210V209H91ZM118 210V209H117ZM139 210V209H138ZM187 210V209H186ZM212 210H210L209 212H211ZM31 211V210H30ZM170 211V210H168ZM173 211V210H171ZM170 211V212H171ZM36 212V211H35ZM38 212V210H37ZM36 212V213H37ZM40 212V211H39ZM52 212V211H51ZM54 212V211H53ZM74 212V211H73ZM109 212V211H108ZM113 212V211H112ZM175 213V211H173ZM182 212V211H181ZM192 212V211H191ZM236 212V211H235ZM239 212V211H238ZM237 212V213H238ZM245 212V211H244ZM76 213V212H75ZM128 213V212H127ZM172 213V212H171ZM177 213V212H176ZM175 213V214H176ZM190 213V212H189ZM213 213V211H212ZM53 214V213H52ZM51 214V215H52ZM74 214V213H73ZM236 214V213H234ZM249 214V213H248ZM36 215L34 214L33 211V216ZM49 215V214H48ZM50 215V216H51ZM81 215V214H79ZM177 215V214H176ZM68 216V215H67ZM18 217V216H17ZM56 217V216H55ZM73 217V216H72ZM175 217V216H174ZM70 217H66L64 216V218L62 219V223L57 221L58 219L55 218V220L58 222V224H56L55 226L52 225V227H57L59 228V230H61L60 228L62 226H64L63 224L67 225L68 224V228L70 227V225H73V227H75L77 225H79V223L75 224V220L73 221V218L70 220ZM121 219V216L119 217ZM118 218V219H119ZM172 218V217H171ZM177 218V217H176ZM18 219V218H17ZM20 219V218H19ZM29 219V218H27ZM52 219V218H51ZM82 219V218H81ZM85 219V218H83ZM119 219V220H120ZM205 219V218H204ZM209 219V218H208ZM117 220V219H116ZM128 220V219H127ZM219 220L217 221V223L219 222ZM29 221V220H27ZM26 221L27 225L28 222ZM32 221V220H31ZM29 221V223L31 222ZM55 221V222H56ZM74 223H73V222ZM77 221V220H76ZM207 221V220H206ZM2 222V221H1ZM56 222V223H57ZM118 222V221H117ZM115 222V223H117ZM208 222V221H207ZM212 222V221H211ZM5 223V222H4ZM7 223H9L7 221ZM22 223V222H21ZM85 223V222H83ZM87 225L88 222L86 221ZM83 224V225H86ZM157 223V222H156ZM199 223V222H198ZM209 223V222H208ZM6 224V223H5ZM16 224V223H14ZM33 224V223H32ZM35 224V223H34ZM70 224V225H69ZM158 224V223H157ZM210 224V223H209ZM26 225V224H25ZM24 225V228L27 227ZM85 227H88V226ZM199 225V224H198ZM203 225V224H202ZM216 225V223L214 224ZM4 226V225H3ZM7 226V225H6ZM4 227L1 232H0V257L2 256V259H5V264H26L27 260L31 259L28 256V259L26 257L25 254V250L29 249H25L26 247H24V245H21L16 241V238H20L23 239L24 238V231H26L27 229L25 228H17L16 227ZM15 226V225H14ZM20 226V225H19ZM82 226V224L80 225ZM157 226V225H156ZM196 226V225H195ZM217 226V225H216ZM23 227V226H22ZM45 227V226H44ZM84 226H82L83 228ZM208 227V226H207ZM31 229V227H29ZM36 228V227H35ZM67 228V227H66ZM81 229V227H78V229ZM120 228V227H119ZM122 228V227H121ZM51 229V227H50ZM50 229L48 231H50ZM55 229V228H53ZM53 229H51L52 231H54ZM63 229V228H62ZM74 229V228H72ZM71 229V230H72ZM76 229V227H75ZM75 229L72 230L73 233L75 232ZM85 229V228H84ZM87 229V228H86ZM46 230V229H45ZM58 230V229H57ZM70 230V228H69ZM221 230V229H220ZM30 230H27V233L29 234ZM44 231V230H43ZM52 231H50L51 233H53ZM62 231V230H61ZM64 235L67 233L68 234V230L64 229ZM67 231V232H66ZM79 231V230H78ZM88 231V230H87ZM106 231V230H105ZM40 232V231H39ZM38 232V233H39ZM56 232V231H54ZM63 232V231H62ZM71 232V231H70ZM69 232V233H70ZM108 232V231H107ZM106 232V233H107ZM26 233V235L28 236V234ZM33 233V231H32ZM35 233V232H34ZM72 233V232H71ZM72 233V234H73ZM76 233V232H75ZM74 233V234H75ZM123 233V232H122ZM43 234V233H42ZM47 234V233H46ZM79 234H81L79 232ZM89 234V233H88ZM98 234V233H97ZM95 234V235H97ZM37 235V234H36ZM48 235H52V234H48ZM54 235H56L55 233L52 235V237H55ZM69 235V234H68ZM77 235V234H76ZM109 235V233H108ZM200 235V234H199ZM23 236V237H22ZM30 236V235H29ZM34 236V235H33ZM39 236L38 235L36 238H38V240L35 238L36 241H34V247L36 248L38 245L39 249H41L42 255L44 257V261L42 264H98L102 259L101 257L98 256V254H96L99 251H96V253H94L95 251H93V253L89 254L91 255V258H87V256L85 255V250L86 248L84 246H82L81 244L79 245H73L70 244V238H72V236L69 237H65L68 238L66 241H64V246L60 247V245L58 244V240L57 243L56 241L53 239V242L55 241V244L53 245L52 243L49 242L48 245H52V255H50L49 257V250H47V243H43L42 241L39 240ZM60 236V235H59ZM67 236V235H66ZM75 236V235H73ZM86 236V235H85ZM92 236V235H91ZM112 236V235H111ZM118 236V235H117ZM22 237V238H21ZM47 237V236H46ZM51 237V236H50ZM84 237V236H83ZM94 237V236H93ZM119 237V236H118ZM17 238V239H18ZM27 238V237H25ZM86 238V237H84ZM116 238V237H115ZM113 239V237H111V239L109 237H102V238H97V243L99 245H101L102 243L105 242H109V240H114V242L112 243H118V239ZM64 239V238H63ZM87 239V238H86ZM52 240V239H51ZM90 239H87V242L92 241V239L90 241H88ZM94 240V239H93ZM44 241V240H43ZM72 241V239H71ZM81 241V240H80ZM85 241V240H83ZM82 241V243H83ZM120 241V240H119ZM61 242V241H60ZM59 242V243H60ZM95 242V240H94ZM22 243V242H21ZM25 243V242H24ZM22 243V244H24ZM111 243V246H112ZM122 243V242H121ZM31 243H28V245ZM88 244V243H86ZM91 244V243H89ZM27 244H25L26 246ZM27 245V246H28ZM95 245V244H94ZM97 246V245H95ZM104 246V245H103ZM108 246V245H106ZM115 247V245H113ZM118 246V248L121 250L120 245H116V247ZM123 246V245H122ZM125 246V245H124ZM29 247V246H28ZM33 247V246H31ZM31 247H30V251H31ZM50 247V246H49ZM110 247V245H109ZM115 247V248H116ZM51 248V247H50ZM102 248V247H100ZM104 248V247H103ZM102 248V249H103ZM111 248V247H110ZM113 248V247H112ZM155 248V247H154ZM108 249V248H106ZM103 249V252L104 250ZM126 249V247H125ZM132 249V248H131ZM153 249V248H152ZM35 250V249H34ZM38 250V249H37ZM94 250H96L94 248ZM124 250V249H123ZM128 250V249H127ZM154 250V249H153ZM108 251V250H106ZM122 251V250H121ZM101 252V251H100ZM109 252H111V250H109ZM255 252V251H254ZM37 253V252H36ZM57 254V255H56ZM101 254V253H100ZM107 254V253H106ZM122 254V253H121ZM121 254L119 255L121 257ZM155 254V253H154ZM56 255V256H55ZM110 254L103 256V260L101 264H110L111 263V258L114 259V257L109 256ZM114 255V254H113ZM112 255V256H113ZM118 255V253H117ZM116 255V258H117ZM127 255V254H126ZM252 255V254H251ZM115 256V255H114ZM118 256V257H119ZM150 256V255H149ZM53 257V258H52ZM127 257V256H126ZM115 258V259H116ZM131 258V257H130ZM153 258V256H152ZM1 259V258H0ZM230 259V258H229ZM263 259V258H262ZM51 260V261H50ZM1 261V260H0ZM139 261V260H138ZM153 261V260H152ZM29 262V261H28ZM146 262V261H145ZM4 263V262H3ZM123 263V262H122ZM121 263V264H122ZM112 264V263H111ZM135 264V263H134Z\"/></svg>",
  "mask_w": 264,
  "mask_h": 264
}]
</instances>
